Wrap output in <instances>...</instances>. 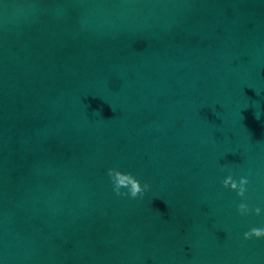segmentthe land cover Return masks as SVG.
Instances as JSON below:
<instances>
[{
    "label": "water",
    "instance_id": "1",
    "mask_svg": "<svg viewBox=\"0 0 264 264\" xmlns=\"http://www.w3.org/2000/svg\"><path fill=\"white\" fill-rule=\"evenodd\" d=\"M259 227L264 0H0V264H264Z\"/></svg>",
    "mask_w": 264,
    "mask_h": 264
},
{
    "label": "clouds",
    "instance_id": "2",
    "mask_svg": "<svg viewBox=\"0 0 264 264\" xmlns=\"http://www.w3.org/2000/svg\"><path fill=\"white\" fill-rule=\"evenodd\" d=\"M223 171V169H221ZM109 172L111 174H114V184H115V190L119 193L120 192V186L127 187L128 191L127 193H120V194H126L132 198H135L137 196H142L144 192L149 188V183L147 180L141 182L131 174L126 173L125 175L121 176L119 170H113L109 169ZM247 183L245 178H240L238 183L233 179V176L231 174L225 176L222 181L221 185L226 188L230 189H238L237 195L242 196L245 191V184ZM237 210L243 214L247 211V207L244 203H240L237 206ZM256 213L260 212L259 208L255 209ZM245 237H248L249 235H254L256 237L264 236V227L259 228H252L249 232L244 233Z\"/></svg>",
    "mask_w": 264,
    "mask_h": 264
}]
</instances>
